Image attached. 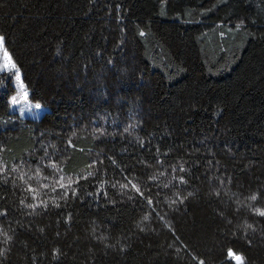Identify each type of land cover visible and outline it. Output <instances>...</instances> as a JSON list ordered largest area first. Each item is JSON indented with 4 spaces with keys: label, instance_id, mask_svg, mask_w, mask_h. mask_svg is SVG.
Returning a JSON list of instances; mask_svg holds the SVG:
<instances>
[{
    "label": "trees",
    "instance_id": "trees-1",
    "mask_svg": "<svg viewBox=\"0 0 264 264\" xmlns=\"http://www.w3.org/2000/svg\"><path fill=\"white\" fill-rule=\"evenodd\" d=\"M0 34L44 109L0 87V264H264V0H0Z\"/></svg>",
    "mask_w": 264,
    "mask_h": 264
},
{
    "label": "snow or ice",
    "instance_id": "snow-or-ice-1",
    "mask_svg": "<svg viewBox=\"0 0 264 264\" xmlns=\"http://www.w3.org/2000/svg\"><path fill=\"white\" fill-rule=\"evenodd\" d=\"M243 24V21L240 22V24H237L235 27L237 29H239ZM141 36H143L145 33L143 31H140L139 33ZM224 33H221V35H223ZM5 43H6V36L3 34H0V52L3 53V58H2V62H0V81H3L2 84H0V87H9L11 85L12 82V77H15V83L16 85H18L19 87V91L16 92L15 95H11L10 96V104L12 106H16V105H21L20 107V112L21 115L24 114L25 112V108H27L29 111H31L33 109V107L35 109H40L42 110L43 105L40 101L36 100H30L29 97V92L27 90V86L25 85L24 81L21 79V75H20V69L17 65V63L14 61L12 55L9 53L8 49L5 47ZM123 43V42H121ZM59 51V50H58ZM109 63H111V61H109ZM4 74H8L7 76H5ZM35 115V113H33ZM129 129L128 127L124 128V131L127 132ZM68 145L73 146L72 145V141L69 140L68 141ZM45 155H47V153H45ZM92 163H96V161H93ZM112 163L115 164V160H112ZM158 163H163V161H158ZM51 166L55 169L57 168V163L56 161H50ZM12 172H15L16 169L13 168L11 170ZM123 172V170H121ZM173 171L175 172L176 169L173 168ZM179 171L181 173H183L185 171V169L183 167H180ZM7 172L6 166L3 164L2 161H0V173H5ZM37 175L40 174V170L39 168L36 169ZM93 173H88V176H92ZM88 176H83L81 177L82 179L87 180ZM45 179H47V176L44 177ZM5 179V183L7 182V176L5 175L4 177ZM124 179L127 181L126 183H121L119 181H117L116 183L111 184V187L115 188L117 187V185L119 186L120 189H128L129 186L135 190L136 193H138L140 196H143L144 193L141 190V187L138 186V184L136 182H134L131 179H128L127 175H124ZM150 179H156L155 176L150 177ZM173 179L177 182V185H184L188 182L187 178L185 175H179V176H175L173 177ZM65 180L64 176H60L59 180L57 181V184L59 186V188L63 189V193L62 194H58L59 199H64L65 197H67L69 195V189H71V194L73 196H76L79 192V187H75L73 188V183L78 185V180L73 182L72 180H69L67 184L63 183V181ZM100 184H104L106 183V181H99ZM224 181H221V184H223ZM169 185L165 184L164 187H168ZM44 188H48L49 185L45 184L43 185ZM57 189L55 187L52 188V191L55 192ZM27 191L29 193H31L32 195V199L34 201H37V203H32V204H28L27 207L35 209L37 207H44L45 209L48 207L47 201L41 198V193L37 190L36 187H34L32 184H28L27 186ZM101 189H97L96 194L98 195L100 193ZM89 195H93V193H88ZM126 193H121V195H124ZM217 197H219L221 195V192L219 190H217L214 193ZM103 195L106 197L108 195L107 191H103ZM176 195L179 197V200L181 203H183V200L185 199V197L180 196V192L177 191ZM189 195H191V193H189ZM261 195L264 194H260V193H253L251 194L249 197H247L248 200L251 201H257L258 198H260ZM129 198L131 199L132 197L129 196ZM55 199V197L53 198ZM176 200H173L172 203H176ZM21 204H24L25 201L21 200L20 201ZM114 203V201H113ZM148 203L152 204L153 201L152 199H148ZM56 207H60V205L57 203L55 205ZM252 210L258 214L260 217H264V207H257L255 205L252 206ZM0 215L6 216L7 215V210H5L4 212H0ZM221 215H223V213H221ZM68 219H71V215L69 214ZM248 227H252L251 225H248ZM0 231H3L2 228H0ZM6 235V240L5 243L11 239V237H7ZM57 235H59V233H57ZM251 240L248 241L249 244H251ZM109 247H112L113 245H108ZM121 251H123V246H121ZM55 251H59V250H55ZM6 252V250H2L0 251V255H4ZM228 256L233 259L235 261V264H246V258L243 256V254L238 253L236 251H234L233 249L229 248L228 249ZM199 264H205V261L203 259L199 260Z\"/></svg>",
    "mask_w": 264,
    "mask_h": 264
},
{
    "label": "rangeland",
    "instance_id": "rangeland-1",
    "mask_svg": "<svg viewBox=\"0 0 264 264\" xmlns=\"http://www.w3.org/2000/svg\"><path fill=\"white\" fill-rule=\"evenodd\" d=\"M2 58H3V53L0 52V62H2ZM14 87H15V89H16V92L19 91V87H18V85H16V83H15V77H14ZM15 94H16V93H15ZM10 106H11V111H12V112L17 113V114H18L20 117H22V118H27V119H37V118H39V117L42 115V113H43V111H44L43 108H42V110H40V109H35V108L33 107V109H32L31 111H29L27 108H25V112H24V114L21 115V112H20V107H21V105L12 106V105L10 104ZM33 113H35V115H34Z\"/></svg>",
    "mask_w": 264,
    "mask_h": 264
}]
</instances>
